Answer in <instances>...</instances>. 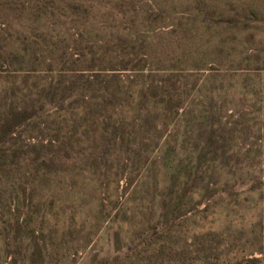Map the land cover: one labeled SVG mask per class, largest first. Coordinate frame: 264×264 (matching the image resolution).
Here are the masks:
<instances>
[{
  "label": "rangeland",
  "instance_id": "rangeland-1",
  "mask_svg": "<svg viewBox=\"0 0 264 264\" xmlns=\"http://www.w3.org/2000/svg\"><path fill=\"white\" fill-rule=\"evenodd\" d=\"M0 264H264V0H0Z\"/></svg>",
  "mask_w": 264,
  "mask_h": 264
},
{
  "label": "trees",
  "instance_id": "trees-1",
  "mask_svg": "<svg viewBox=\"0 0 264 264\" xmlns=\"http://www.w3.org/2000/svg\"><path fill=\"white\" fill-rule=\"evenodd\" d=\"M144 75H127L120 79L118 86L123 89L139 88L148 97V103L163 106L168 110H179L183 105V98L187 94L189 84L187 81H180L177 75H163L164 78L154 81H143ZM174 80H170L173 77ZM181 76V75H178ZM130 92V91H129ZM174 112V111H173Z\"/></svg>",
  "mask_w": 264,
  "mask_h": 264
}]
</instances>
